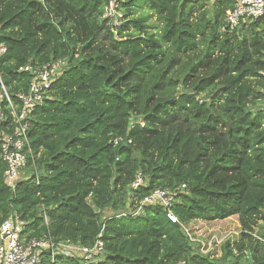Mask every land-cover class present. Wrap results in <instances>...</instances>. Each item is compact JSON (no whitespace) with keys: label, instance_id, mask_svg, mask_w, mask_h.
<instances>
[{"label":"trees","instance_id":"obj_1","mask_svg":"<svg viewBox=\"0 0 264 264\" xmlns=\"http://www.w3.org/2000/svg\"><path fill=\"white\" fill-rule=\"evenodd\" d=\"M108 1L0 0V75L15 105L31 80L20 68L67 62L29 118L38 181L27 167L11 190L0 157V225L16 214L27 240H100L91 264H264V17L221 33L233 0H117L116 24L102 18ZM182 185L179 223L159 205L131 214ZM231 219L238 231L220 242L196 236V223Z\"/></svg>","mask_w":264,"mask_h":264},{"label":"built area","instance_id":"obj_2","mask_svg":"<svg viewBox=\"0 0 264 264\" xmlns=\"http://www.w3.org/2000/svg\"><path fill=\"white\" fill-rule=\"evenodd\" d=\"M102 13V18L117 24V19L121 16L117 0H109L103 6ZM263 17L264 0H233V8L226 13L220 32L232 33L240 25ZM5 52L6 48L0 46V56ZM66 68L67 62L64 59L41 65L29 63L20 68L19 71L28 74L31 80L26 94L17 95L19 106L10 100L0 75V103L6 100L8 111L5 112L0 105V124L6 126V131L0 133V157L5 163V184L11 190L15 188L27 167H31V174L38 181L34 153L29 140V118L33 110L44 101L52 84L62 76ZM261 114L264 116V106L261 108ZM117 141L115 140L114 143L116 144ZM143 183L144 178L138 173L131 183V188L136 190ZM183 188L184 185L174 191L157 188L146 196L131 214H138L143 205H159L169 222L179 223L172 207ZM24 226L25 222L16 214L0 225V264H41L43 252L50 254L52 262L59 255L76 259L83 264H91L103 255L104 248L100 240L89 248L69 241L55 243L48 232L39 238L27 240L23 235ZM258 240L264 243V237Z\"/></svg>","mask_w":264,"mask_h":264},{"label":"rangeland","instance_id":"obj_3","mask_svg":"<svg viewBox=\"0 0 264 264\" xmlns=\"http://www.w3.org/2000/svg\"><path fill=\"white\" fill-rule=\"evenodd\" d=\"M138 15L140 14H149V12L147 11V9L145 7L141 8L138 13ZM149 24L152 26H158V23L156 22V18L155 17H150L149 18ZM236 223V221L234 219H231L225 223H219V225L215 224V223H206V225H204L203 223H196L195 227H196V236H198L200 233H208V232H214V236L217 239V242H220L221 240H223V238H225V234L226 232L232 231V232H237L238 228L234 227L233 225ZM207 232H205V230H207ZM218 231V232H217ZM256 231L260 234L264 232V222L259 224V227L256 229ZM223 234V235H221ZM260 236V235H259ZM193 241V240H192ZM194 242V241H193ZM202 254H205L204 250L200 251Z\"/></svg>","mask_w":264,"mask_h":264}]
</instances>
